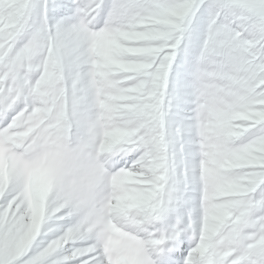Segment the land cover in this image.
<instances>
[{
  "label": "snow or ice",
  "instance_id": "1",
  "mask_svg": "<svg viewBox=\"0 0 264 264\" xmlns=\"http://www.w3.org/2000/svg\"><path fill=\"white\" fill-rule=\"evenodd\" d=\"M0 264H264V0H0Z\"/></svg>",
  "mask_w": 264,
  "mask_h": 264
}]
</instances>
